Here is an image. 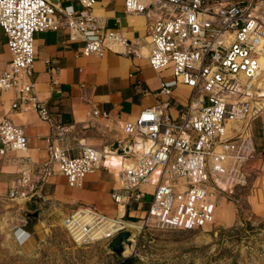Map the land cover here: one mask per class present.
<instances>
[{"label": "built area", "instance_id": "2783aa9c", "mask_svg": "<svg viewBox=\"0 0 264 264\" xmlns=\"http://www.w3.org/2000/svg\"><path fill=\"white\" fill-rule=\"evenodd\" d=\"M78 3L79 9L55 7L47 0H0V35H6L12 57L0 75V91L14 96L13 112H35L50 126L42 180L61 174L71 187L82 186L102 167L104 156L82 143L68 147L74 127L55 123L38 99L35 35L66 29L73 39L85 42V57H104L110 51L139 56L136 45L120 32L105 29L94 14L96 0ZM125 7L150 22L152 69L173 68L174 80L162 84L163 90L184 84L192 96L175 121L161 104L124 122L128 136L150 144L119 173L117 191L124 194L114 193L113 200L118 205L141 202V187L150 183L154 191L140 232L203 229L215 223L221 195L249 187L248 167L262 155L254 146L252 122L264 110L254 100L257 83L264 77V0H125ZM0 143V154L5 155L25 151L28 138L22 127L4 118ZM23 182V191L13 190L11 196L29 195V185ZM62 226L78 246L111 241L123 231L133 233L134 243L138 229L126 214L114 217L91 205L65 215Z\"/></svg>", "mask_w": 264, "mask_h": 264}, {"label": "crops", "instance_id": "0c3cea01", "mask_svg": "<svg viewBox=\"0 0 264 264\" xmlns=\"http://www.w3.org/2000/svg\"><path fill=\"white\" fill-rule=\"evenodd\" d=\"M60 6L79 9L78 0H60ZM94 14L107 31L120 32L136 45L139 56L110 51L104 57H85L82 55L85 42L73 39L69 30L45 31L35 35L34 80L38 99L47 105L55 123L74 127L67 146L74 148L82 143L96 148L104 156L102 167L89 174L82 186L71 187L65 176L54 174L34 188V192L37 201L55 207L64 216L81 205H91L114 217L126 214L127 220L132 221L145 216L144 200L147 196L151 198L154 186L148 183L141 187L144 192L141 202L129 205L114 202V193L124 194L117 191L119 173L150 144L128 136L123 124L134 121L143 110L161 104L167 105L169 119L177 120L189 104L192 89L178 84L163 90L162 84L174 80L173 68L160 72L152 69L150 22L142 15L128 13L125 0H96ZM11 59L7 37L1 33L0 75ZM165 72H173L172 78L164 77ZM13 99L11 93L0 91V120L6 118L22 127L28 146L25 151L0 154V196L13 190L23 191L24 180L29 186H36L49 160L50 126L35 112H13L10 108ZM94 111L99 115L94 116ZM252 133L255 149L264 154V110L252 122ZM117 144L119 149H114ZM128 151L134 154H126ZM47 186L51 187L49 194H45Z\"/></svg>", "mask_w": 264, "mask_h": 264}, {"label": "rangeland", "instance_id": "374dc122", "mask_svg": "<svg viewBox=\"0 0 264 264\" xmlns=\"http://www.w3.org/2000/svg\"><path fill=\"white\" fill-rule=\"evenodd\" d=\"M171 74L173 76V72H165L163 76L169 78ZM255 90L254 100L262 109L264 77ZM248 170L249 187L219 197L215 223L211 226L192 231L150 229L140 232L144 217L132 220L138 229L133 248L127 249L124 257L135 258L137 264H264V154L250 163ZM43 183L41 177L34 187L37 189ZM31 187L27 189L26 198L19 194L0 196V264L120 262L108 249L110 241L86 246L75 244L62 226L64 215L55 207L37 201L36 196L31 199L35 193ZM50 189L47 186L45 194ZM150 202L147 196L145 213ZM36 211L42 212L40 221L26 219L27 213Z\"/></svg>", "mask_w": 264, "mask_h": 264}, {"label": "water", "instance_id": "95a60500", "mask_svg": "<svg viewBox=\"0 0 264 264\" xmlns=\"http://www.w3.org/2000/svg\"><path fill=\"white\" fill-rule=\"evenodd\" d=\"M50 4L55 7L60 5V0H47ZM114 149H119V145H115ZM125 153V151H123ZM36 196V192L31 196L33 199ZM42 212L36 211L34 213H27V220H37L40 221ZM44 224V223H43ZM133 233L131 231H123L114 237L108 244V249L112 251L120 262L125 261L127 258L124 257V252L127 249L133 248V242L131 241Z\"/></svg>", "mask_w": 264, "mask_h": 264}, {"label": "trees", "instance_id": "16d2710c", "mask_svg": "<svg viewBox=\"0 0 264 264\" xmlns=\"http://www.w3.org/2000/svg\"><path fill=\"white\" fill-rule=\"evenodd\" d=\"M118 264H137V260L135 258L130 257L123 262H119Z\"/></svg>", "mask_w": 264, "mask_h": 264}]
</instances>
